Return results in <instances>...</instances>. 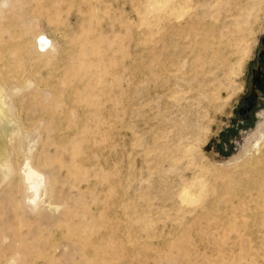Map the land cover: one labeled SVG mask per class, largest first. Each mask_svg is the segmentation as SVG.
I'll return each mask as SVG.
<instances>
[{"label": "rangeland", "instance_id": "1", "mask_svg": "<svg viewBox=\"0 0 264 264\" xmlns=\"http://www.w3.org/2000/svg\"><path fill=\"white\" fill-rule=\"evenodd\" d=\"M263 50L264 0H8L0 264H264Z\"/></svg>", "mask_w": 264, "mask_h": 264}, {"label": "bare ground", "instance_id": "2", "mask_svg": "<svg viewBox=\"0 0 264 264\" xmlns=\"http://www.w3.org/2000/svg\"><path fill=\"white\" fill-rule=\"evenodd\" d=\"M3 5H8V0H3L1 3L0 7H3ZM40 38V40H38ZM50 42L47 38H45L43 35H39L36 38V46L39 47L40 49H45L47 45H49ZM37 49V48H36ZM47 49H45L46 51ZM3 90L0 89V120L3 119L4 114L8 115L9 114V109L7 107V104L5 103V99L3 97ZM6 138L7 136L5 134L0 135V139L3 141L2 144H4L2 149L0 147V169H11V164L9 160V150L7 148V143H6ZM264 147V132L262 134H258V137L255 139L254 144L252 145V149L254 150V159H258L259 156L262 153V149ZM7 170V171H8ZM24 177L28 185L30 186V190L34 192L35 197L38 196L39 191H40V186H41V180L42 176L38 174V172L33 169L32 167L28 166L27 164L24 167ZM34 202V200H33Z\"/></svg>", "mask_w": 264, "mask_h": 264}, {"label": "water", "instance_id": "3", "mask_svg": "<svg viewBox=\"0 0 264 264\" xmlns=\"http://www.w3.org/2000/svg\"><path fill=\"white\" fill-rule=\"evenodd\" d=\"M259 71H258V76L256 74V80L254 82V87L257 90V95L260 97V93L264 95V50L260 56V61H259ZM261 98V97H260ZM256 97L254 94H251L250 97L246 100V106L245 108L241 109L239 112L241 115L248 114V112L253 108L254 106V101Z\"/></svg>", "mask_w": 264, "mask_h": 264}, {"label": "flooded vegetation", "instance_id": "4", "mask_svg": "<svg viewBox=\"0 0 264 264\" xmlns=\"http://www.w3.org/2000/svg\"><path fill=\"white\" fill-rule=\"evenodd\" d=\"M259 76H260V75H259ZM259 76H258V74H257V77H259ZM259 95H260L261 99L264 100V95H263L262 93H260ZM252 109H253V108H252ZM252 109H251V110H252ZM251 110H250V111H251ZM250 111H249V112H250ZM249 112H248V113H249Z\"/></svg>", "mask_w": 264, "mask_h": 264}]
</instances>
